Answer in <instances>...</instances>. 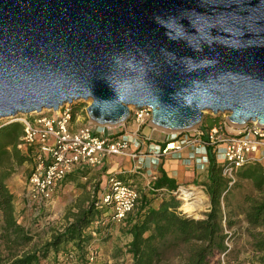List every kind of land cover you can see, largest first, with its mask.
Segmentation results:
<instances>
[{"label": "water", "instance_id": "water-1", "mask_svg": "<svg viewBox=\"0 0 264 264\" xmlns=\"http://www.w3.org/2000/svg\"><path fill=\"white\" fill-rule=\"evenodd\" d=\"M81 102L100 127L264 125V0H0V121Z\"/></svg>", "mask_w": 264, "mask_h": 264}, {"label": "trees", "instance_id": "trees-1", "mask_svg": "<svg viewBox=\"0 0 264 264\" xmlns=\"http://www.w3.org/2000/svg\"><path fill=\"white\" fill-rule=\"evenodd\" d=\"M73 110L76 119L78 110ZM217 123L213 119L211 128ZM23 135L20 123H0V264H68L71 258L80 264H92L90 250L105 251L116 225L125 244L114 258L125 255L130 264H166L173 258L180 264H217V257L227 251L226 230L233 232L229 240L234 245L226 264H243L242 251L238 250L241 235L233 231L241 227L242 221L248 224L252 264H264V166L238 169L236 182L231 185L212 149L207 150L208 177L202 184L208 197L202 219L182 210V203L172 195L180 187L163 172L152 191L142 192L127 218L114 223L111 208L104 206L100 198L108 191L109 182L106 189L97 182L88 191L90 182H76L86 173L83 170L68 175L64 182V186L75 185L82 192V198L67 210L66 226L37 247V233L21 222L9 185L17 168L33 167L35 162L34 148H19Z\"/></svg>", "mask_w": 264, "mask_h": 264}, {"label": "built area", "instance_id": "built-area-1", "mask_svg": "<svg viewBox=\"0 0 264 264\" xmlns=\"http://www.w3.org/2000/svg\"><path fill=\"white\" fill-rule=\"evenodd\" d=\"M131 118L142 128L151 123L152 111L131 109ZM12 121L23 126L24 135L19 148L35 149V162L23 194L25 208L33 211L35 216H39L43 210L54 204L60 186L67 176L76 170L96 169L114 156H126L137 161L143 156L139 152V141L132 140L133 137L100 134L97 129L100 126L91 122L75 129L74 110L70 106L60 109L57 113H43L34 119L28 116ZM157 130L166 137L167 144L164 150H153L156 159L189 147L193 151L192 158L197 154L207 155L206 158L197 160L199 165L208 164L207 150L212 149L223 167V176L231 185L236 182L235 172L238 169L259 164L264 160V125L259 123L238 126L231 123L228 116L208 129L201 125L184 132ZM134 145L137 150L132 152ZM172 146L174 148H171ZM182 189L179 188L172 195L183 193ZM140 198V193L135 187L112 177L102 203L111 208L113 222L120 224L135 209ZM95 225L99 223L96 222ZM232 233L226 230L229 239ZM229 239L226 241L227 251L217 257V264H226L227 254L234 248Z\"/></svg>", "mask_w": 264, "mask_h": 264}, {"label": "crops", "instance_id": "crops-1", "mask_svg": "<svg viewBox=\"0 0 264 264\" xmlns=\"http://www.w3.org/2000/svg\"><path fill=\"white\" fill-rule=\"evenodd\" d=\"M87 118L84 115L78 116V118H76L74 121V128L79 129L89 124L90 121ZM204 128H211L210 122L207 123ZM97 129L98 132L103 135L113 134L118 136L133 137L132 140L139 141L141 145L139 152L143 156L140 161L132 160L130 157L126 156H120L122 160L119 162L109 158L101 167L96 169L76 170L74 173L77 174L78 172L80 173V171L85 170L86 173L78 177L76 182H90L88 191H90L92 186L97 182H102V188L106 189V187H108L110 178L115 177L118 180L135 187L139 191L141 197L143 191L146 192L153 190V183L162 176L163 172L170 179L175 180L180 188H191L193 186L202 188V184L207 181L209 163L202 165L197 163V160L204 159L207 155L197 154L194 156V158H192L193 151L189 147H185L181 151L164 154L159 159L155 158L153 155L154 151H156L158 148L164 150L167 142H165L166 137L159 130L154 128L150 122L145 124L142 128H139L131 118L128 123L120 127H99ZM131 150L132 152L136 151V145H134ZM216 159L217 163L220 165L218 157H216ZM259 164L264 166V160H262ZM149 172L152 174L151 177H148ZM105 177H107V180ZM68 189H75L78 193L73 198H71L69 202L66 201L64 204L66 209H69L73 204H76L82 198V192L77 189L75 185L64 186V183L60 186L56 195H58L61 191L64 193ZM107 192L105 191V194ZM14 193L16 209L17 213L19 214L22 207L21 202H23L24 206L23 195H21L20 192ZM105 194H101L100 198L102 199ZM64 198L65 197L61 199ZM242 219L243 218H241V220ZM66 223L67 222H65V226ZM247 229L248 224H246L244 221H242L240 228L233 229L234 232H236L238 235H241V250L243 252L246 249L249 250L251 243V239L247 235ZM249 252L253 255L250 250Z\"/></svg>", "mask_w": 264, "mask_h": 264}, {"label": "rangeland", "instance_id": "rangeland-1", "mask_svg": "<svg viewBox=\"0 0 264 264\" xmlns=\"http://www.w3.org/2000/svg\"><path fill=\"white\" fill-rule=\"evenodd\" d=\"M87 107H88V104H84L82 102L75 105L74 108H76L78 110L76 118H78V116H81V115H84L87 118V114H86V108ZM44 114L49 115L51 113L45 112ZM228 116L229 115H218L217 117H215L212 113H206L205 117H204V121L202 123V126H205L207 123L211 122L213 119L217 120L219 123L222 120H224V117H228ZM36 117H37V115H35V114L29 116L30 119H34ZM4 122H6V121H0V123H4ZM111 158L114 161H118V162L120 160H122V158L119 156H114ZM31 171H32V167H28V166H24V167L16 169V173L12 177V179L9 183L10 189L13 193L14 192H20L21 195L24 194V190H25V187L27 184L28 175H30ZM151 175L152 174L149 172L148 177L149 176L151 177ZM105 179L107 180V177H105ZM247 187H249V186L247 185ZM182 190H183V193L180 192L176 196V198L182 203V210L184 209L183 207L185 205L189 204L188 201H191L194 198L203 197L205 199L203 211H201L197 215L193 216L195 219H202L204 217V215L206 214L207 209H208L207 208L208 207V199H206L208 197H207V195H205L206 193H204V191L201 188L194 187V186L191 188L186 187V188H183ZM75 191H76L75 189H68L64 193H63V191H61L58 195H56L54 204L52 206L46 208L45 210H43L39 216H35V213L31 210L29 212L27 209H25V206H23V202H21L22 207H21V211L19 213L20 220L28 228H30V229L34 228V231L37 233V236H38L34 242V244H36L37 247H40L45 242L49 241L53 234L59 233L63 230V228L65 226V222H66L64 215L67 214V210H68V209H66L64 204L66 203V201L69 202L71 200V198H73L78 193L77 191L76 192ZM185 191L190 192V193H197L198 196L193 197L192 199L191 198L187 199L185 197V194H184ZM14 195H15V193H14ZM63 197H65V198L61 199ZM60 200H62V201H60ZM72 206H74V204ZM35 226H38V227L35 228ZM112 234H113V236L110 237L112 239V241L109 243L108 246L104 247L105 251L104 250L103 251H95L94 249L90 250V252L92 253V257H93V261H92L93 263L92 264H130L129 260L127 259V257L125 255H123V257H120V258H114V255L116 254V252L118 250L121 251L124 249V244H125V239L120 240L119 226L118 225L114 226V231ZM238 250L240 252L242 251L241 250V242H239ZM240 260L243 262V264H252L254 262V257L249 252V250L246 249V250H244V252L242 251V254L240 255ZM68 264H80V263H78L76 258L75 259L71 258V259H69ZM166 264H180V262L177 259L173 258V259H171L170 262H168Z\"/></svg>", "mask_w": 264, "mask_h": 264}, {"label": "bare ground", "instance_id": "bare-ground-1", "mask_svg": "<svg viewBox=\"0 0 264 264\" xmlns=\"http://www.w3.org/2000/svg\"><path fill=\"white\" fill-rule=\"evenodd\" d=\"M171 148H174V146H172ZM184 194H185V197L187 199H190V198L192 199L193 197H197L198 196L197 193H190V192H187V191H185ZM204 200L205 199L203 197L194 198L191 201H188L189 204L185 205L183 208H184L185 211L187 210L189 215L195 216L199 212L203 211V209H204Z\"/></svg>", "mask_w": 264, "mask_h": 264}]
</instances>
